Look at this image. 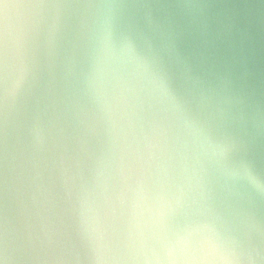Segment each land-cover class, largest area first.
I'll return each instance as SVG.
<instances>
[{"label": "water", "instance_id": "water-1", "mask_svg": "<svg viewBox=\"0 0 264 264\" xmlns=\"http://www.w3.org/2000/svg\"><path fill=\"white\" fill-rule=\"evenodd\" d=\"M264 264V0H0V264Z\"/></svg>", "mask_w": 264, "mask_h": 264}, {"label": "clouds", "instance_id": "clouds-1", "mask_svg": "<svg viewBox=\"0 0 264 264\" xmlns=\"http://www.w3.org/2000/svg\"><path fill=\"white\" fill-rule=\"evenodd\" d=\"M173 264H176V262H175V261H173Z\"/></svg>", "mask_w": 264, "mask_h": 264}]
</instances>
